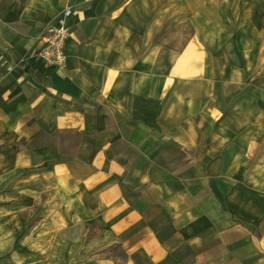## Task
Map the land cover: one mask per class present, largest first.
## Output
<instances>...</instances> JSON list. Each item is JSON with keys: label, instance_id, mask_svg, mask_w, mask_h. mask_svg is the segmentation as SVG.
<instances>
[{"label": "crops", "instance_id": "obj_1", "mask_svg": "<svg viewBox=\"0 0 264 264\" xmlns=\"http://www.w3.org/2000/svg\"><path fill=\"white\" fill-rule=\"evenodd\" d=\"M191 1L179 0V5L162 10L161 2L152 6L149 0H0V139L3 133L22 139L25 152L15 145L16 157H10L9 150V159L25 166L39 163L42 177L56 179L57 196L65 197L50 219L42 220L56 229L53 237L84 241L86 229L97 220L106 229L109 238L94 242L105 246L82 258L73 253L77 263L241 260L242 253L225 254L220 242L210 250L208 179L194 176L192 159H186L194 124L185 113L184 93L178 92L187 89L188 76L201 72L202 59L178 67L182 54L178 56L170 39L167 45L162 43L163 29L168 37L174 36L177 20H188ZM213 2L225 27L235 26L241 33L221 35L212 29L211 39L217 36L212 43H221L222 36L244 35L251 43L264 45V0ZM182 4L184 13H175ZM66 7L72 15L63 71L34 58L33 52L40 46L38 36L56 24ZM128 16L142 28L141 36L124 24ZM201 32H206L203 27ZM235 42L241 45L240 39ZM176 104L183 107L180 115ZM36 147L39 152L33 150ZM261 171L250 176L264 178V168ZM68 181L78 189L71 199ZM68 200L73 201L71 208ZM72 228L81 231L74 229L72 237ZM213 230L218 234L217 227ZM52 236L40 238L47 241ZM110 246L120 248L124 260L111 257ZM27 253L22 257L27 264H37L36 260L48 264L47 256L33 260ZM58 258L64 259L63 254Z\"/></svg>", "mask_w": 264, "mask_h": 264}, {"label": "rangeland", "instance_id": "obj_2", "mask_svg": "<svg viewBox=\"0 0 264 264\" xmlns=\"http://www.w3.org/2000/svg\"><path fill=\"white\" fill-rule=\"evenodd\" d=\"M149 1L151 4L161 2L162 10L170 5L180 4L179 0ZM242 1L235 0L236 4ZM217 5L213 0H192L188 5L192 8L191 14L187 10L188 20H177L178 31L174 36L168 37L167 28L163 29L162 43L167 45L170 39L172 46L176 45L178 56L179 52L182 54L177 61L178 67L185 64L188 66L191 60L203 61L200 62L201 72L188 76L187 89L178 94L184 93L182 99L187 107L185 113L189 122L194 124L191 132L193 145L189 148L190 156H186V159H192L194 176L197 173L198 177L202 175L208 179V220L211 225L208 231L212 239L210 250L217 249L220 242V248L223 245L225 254L242 253L240 262L236 264H264V236L261 233L264 231V178L253 179L250 176L251 173L262 174L261 169L264 168V45L251 43L244 35L238 36L241 32L235 26L226 28L223 15L216 10ZM116 6L117 4L113 8ZM181 8H177L175 13H184V4ZM61 14L62 12L58 17ZM124 20V24L135 35H142V28L132 17H125ZM202 27L206 31L204 35ZM212 29L221 35L225 32L239 33L234 37L222 36L221 43H212L217 37L211 39ZM41 35L37 38L40 45L38 49H41ZM239 39L241 45H236L235 41ZM229 41L232 43L229 44ZM38 49L33 55L34 58L37 56L41 59ZM207 50L209 62L206 61ZM64 56L67 57L65 51ZM65 68L66 61L64 68L57 69L64 71ZM144 70L151 71L150 68ZM176 79L180 80L179 77ZM169 101L171 103L170 99ZM167 103L165 101L163 105ZM182 110L183 107L179 106L178 115ZM261 115L263 118L259 119ZM8 135L9 133H3V138L0 139L2 264H27L22 258L26 252L32 253L33 260L47 256L48 264H80L73 259V253L82 258L85 253L105 246L94 242L99 238H109L106 229L97 220L92 223L93 227L86 229L88 233L84 241L71 238L75 240L74 243L68 240L67 235L53 237L56 229L42 220L50 219L48 216L51 217L52 211L57 209L58 204L60 206V200L65 196H57L56 179L50 181L42 177L39 163L25 166L14 162L16 153L13 154L12 149L17 145L25 152L24 144L22 139L13 140ZM257 138L260 139L259 142ZM254 141L258 145L252 147L250 144ZM33 150L39 152L40 148ZM9 154L10 157L13 155L12 159H9ZM170 159L184 158L172 156ZM65 186L71 199L72 193L78 189L70 181ZM68 203L71 208L73 201L68 200ZM72 212L73 209L71 214ZM215 227L218 228V234L213 230ZM74 229L78 228L70 229L72 237ZM45 235L53 238L42 240L40 237ZM107 250L111 257L124 260L125 253L120 248L110 246ZM59 254H63L64 259H59ZM67 255H71L69 259L66 258ZM34 263L40 264V261L36 260Z\"/></svg>", "mask_w": 264, "mask_h": 264}, {"label": "built area", "instance_id": "obj_3", "mask_svg": "<svg viewBox=\"0 0 264 264\" xmlns=\"http://www.w3.org/2000/svg\"><path fill=\"white\" fill-rule=\"evenodd\" d=\"M71 14L69 7L64 8L56 24L48 27L40 37L41 49H38V56L46 64L60 69L64 68L66 61L64 45L70 33L68 19Z\"/></svg>", "mask_w": 264, "mask_h": 264}]
</instances>
